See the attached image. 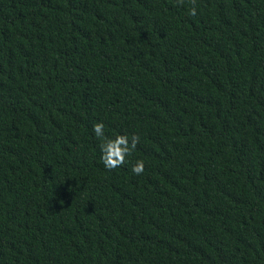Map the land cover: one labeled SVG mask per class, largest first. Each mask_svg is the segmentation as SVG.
<instances>
[{"label":"trees","instance_id":"1","mask_svg":"<svg viewBox=\"0 0 264 264\" xmlns=\"http://www.w3.org/2000/svg\"><path fill=\"white\" fill-rule=\"evenodd\" d=\"M0 264H264V0H0Z\"/></svg>","mask_w":264,"mask_h":264},{"label":"clouds","instance_id":"2","mask_svg":"<svg viewBox=\"0 0 264 264\" xmlns=\"http://www.w3.org/2000/svg\"><path fill=\"white\" fill-rule=\"evenodd\" d=\"M191 14H195V9L191 10ZM103 123H97L93 127V132L97 138H103L104 143L101 144V162L106 169H115L125 162V157L128 156L132 149L135 148L137 139L133 137L131 144L129 139L123 135H117L114 140L104 137ZM131 172L134 175H140L144 172V161L137 160L135 165L132 166Z\"/></svg>","mask_w":264,"mask_h":264}]
</instances>
